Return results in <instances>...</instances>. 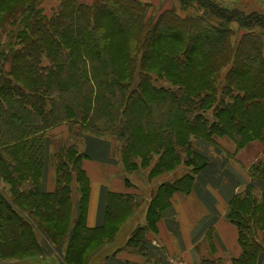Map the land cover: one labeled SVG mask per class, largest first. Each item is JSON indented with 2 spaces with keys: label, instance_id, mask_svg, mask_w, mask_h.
<instances>
[{
  "label": "trees",
  "instance_id": "1",
  "mask_svg": "<svg viewBox=\"0 0 264 264\" xmlns=\"http://www.w3.org/2000/svg\"><path fill=\"white\" fill-rule=\"evenodd\" d=\"M57 1L47 16L39 0H0V260L44 258L51 245L61 264H89L115 239L118 228L109 221H121L134 195L108 194L103 226H86L90 189L81 161L87 155L76 145L85 135H114L129 172L156 156L151 176L186 161L180 157L189 150V136L217 146L216 139L225 138L236 152L254 141L264 147L262 14L212 0H179L181 9L197 5L202 15L163 11L152 18L149 5L137 0ZM231 23L246 30L232 50ZM61 123L70 142L54 152L55 188L45 192V134ZM144 137L150 141L139 153L135 146ZM195 155L201 166L191 162V174L157 186L145 225L131 238L154 228L174 193L192 190L208 164ZM248 172L264 181V152ZM227 220L242 249L234 264H257L264 254V192L248 184L230 200ZM129 243L123 249L131 251Z\"/></svg>",
  "mask_w": 264,
  "mask_h": 264
},
{
  "label": "crops",
  "instance_id": "2",
  "mask_svg": "<svg viewBox=\"0 0 264 264\" xmlns=\"http://www.w3.org/2000/svg\"><path fill=\"white\" fill-rule=\"evenodd\" d=\"M63 126L68 131L66 125H60L51 129V135H58ZM97 140L95 145L86 142L84 146V151L94 152L95 156L87 154L81 161V170L90 189L85 218L86 226L90 229L99 228L105 223L108 194H133L127 192L130 183L109 176L113 170H117L118 165V160L113 158V144ZM257 142H251L237 152L234 147L231 150L233 157L222 150V155L216 161V157H213L214 162L211 163V159H208L207 166L196 174L192 190L188 193H174L169 205L160 211L154 228L145 233L144 255L119 248L114 256L97 264H200L203 260L234 264L241 256L242 249L237 229L227 220L228 205L232 197L248 184H254L264 192V181L253 180L248 172L264 152L260 146L255 145ZM250 148L254 157L246 163L238 161L244 153L250 152ZM231 160L238 162L232 163ZM45 162L47 164L46 158ZM119 165L124 171L120 162ZM45 172L47 174L43 184L45 190L51 192L54 185L52 182L50 184L48 170ZM144 225L139 224V227ZM261 256L264 257V254ZM262 259L259 256L257 264H262Z\"/></svg>",
  "mask_w": 264,
  "mask_h": 264
},
{
  "label": "rangeland",
  "instance_id": "3",
  "mask_svg": "<svg viewBox=\"0 0 264 264\" xmlns=\"http://www.w3.org/2000/svg\"><path fill=\"white\" fill-rule=\"evenodd\" d=\"M39 1H40L39 7H41V10L45 15L51 16L56 12L59 4L57 0H39ZM77 1L87 6H90L95 2V0H77ZM137 1L149 5L148 8L149 16L152 18H156L163 11H174L177 15L181 17L194 16L197 14L202 15V12L198 9L197 5H193L192 7H189L186 10L181 9L179 0H137ZM212 1L227 8H238L239 10H242L245 13L257 12L264 16V0H212ZM230 28L233 31V35L231 37V42H230L231 50H232L236 45L237 41L239 40V38L241 37V35L244 34L246 30L239 27L236 23H231ZM256 31L261 32L260 29H256ZM1 40L4 43H6L8 41V38L6 36H3ZM0 47L2 46L0 45ZM227 68L228 66L223 68L222 72H225ZM68 83L70 82L68 81L65 82L64 84L67 85ZM157 85L165 86V84L162 82H158ZM67 103L68 102H66V104ZM134 112L135 114H140L141 111L136 110ZM103 122L104 120L102 119L100 121H96L95 123L99 124L98 126H101ZM135 122L137 123L139 121L135 120ZM143 123H142L144 125L143 127L145 128L150 127L153 129L152 124L151 125L146 124V122L144 121ZM60 125H66L68 127L66 123H61ZM138 126H141V122L138 124ZM60 131L61 132L54 137L51 135V129L45 134L46 148L44 152V157L46 158L47 164L44 158L45 164L43 168L44 172L42 177V189L45 192H48L45 190V186L43 184L45 175L47 174L45 171L47 170H48V179L50 180V184L52 182L55 188V170H54L53 154L60 146L65 147L70 142L67 128L63 126L62 130ZM144 138H145L144 140L138 142V144L135 146L139 153L143 151L144 146L148 144L150 141V138L148 137H144ZM97 139H100L101 141H105L108 144L110 143L113 144V158L118 160V165L116 166L117 170H113L112 174H109V176L119 177L120 180L122 179L128 180L131 185L127 187V192H131L133 193V195L134 194L135 195L132 197V201H131L132 206L127 208L124 215L120 218L121 221L119 222V218L116 217H114L115 219L113 218L112 220L109 221L108 227L111 226L112 229L118 228L116 230L117 231L116 238L111 243L104 246V248L98 254H96L95 258L91 259L89 264H97L106 260L107 258L114 256V253H117L116 251L119 250V248H123L126 242L127 244L128 242H130L129 246L132 252H137L138 248L143 249L144 247L143 244L145 243L144 236L141 234H136L134 235V238H131V235H133L134 231L137 228H139V224L140 225L145 224V213L150 203V199L154 195L153 193L155 192L157 186L160 185L161 183L172 182L180 178V176L182 177L187 173L191 174L190 173L191 162H193L198 167L201 166L203 161L197 159L195 157L196 156L195 153L204 156V158L208 162H209L208 159H211L210 161L211 163L214 162V160L212 161L213 157H216L215 158L216 161L217 157L222 155L221 154V152H223L222 150L228 152V156L233 157V155L231 154L232 153L231 150L234 149V147H231L230 143H228V141L225 138L221 140L216 139L218 144L217 146L214 145L213 143L200 140L197 137L194 138L189 136L188 140L189 141L191 140L189 145V150L187 152L185 151L184 154H181L180 157L182 159L183 157H187L186 161L184 163H181L180 161L178 162L177 165L174 166V168L172 169H170V167L164 168L165 172L159 175L151 176L153 165L157 159L156 156H152L151 160L148 163L143 164L142 166H140V164L137 165L136 168L133 169V171L131 172H129L130 168H128L124 163L125 170L123 169L124 171H122V168L119 165L120 162L121 166L123 167V163L121 162V154H120L121 143H119V141L111 133H102V135H98V136H92L90 134L85 135V138H83V140L80 143L76 142L77 151L78 152L83 151L86 155L91 154V156H95L94 152L84 151V146L86 142L95 145V143L99 141ZM203 143H205L206 145L204 144L205 146L202 148ZM255 145L260 146L264 151L261 142H257L255 143ZM249 151H250L249 153H244L241 157H239L238 161L240 162L242 161L243 163H246L248 162V160H251V158L254 157L252 155V148H250ZM47 152H48V159H47ZM144 154L149 155V152L144 151ZM230 157H228V159H232ZM197 160H199L200 162H198ZM233 160H235V158ZM238 161H234V162H238ZM136 162L139 163V159H136ZM234 162L232 161V163ZM149 177H152V179H149ZM3 187L5 186L1 182L0 189H2ZM71 188H72L71 200L73 202V213L75 215L76 202L78 201L77 200L78 192H77V186L74 182L72 183ZM159 209L157 208V210ZM152 212H156V210L152 209ZM257 236H258L257 240L261 239L260 233H258ZM259 242L264 244L263 241L259 240ZM45 249L48 252L47 254H44V258L25 257L23 259L22 258L7 259V260L2 259L0 260V264H61L62 263V258H61L62 255L60 251L57 252V250H55L54 246L50 245V248H45ZM144 251L145 250L143 249L141 254H143ZM260 257L263 258L262 264H264V257L263 256Z\"/></svg>",
  "mask_w": 264,
  "mask_h": 264
}]
</instances>
